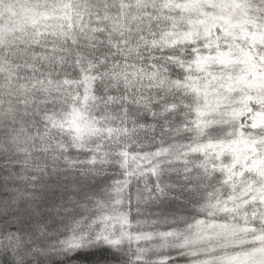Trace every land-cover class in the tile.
I'll list each match as a JSON object with an SVG mask.
<instances>
[{
    "label": "snow or ice",
    "instance_id": "6c2138e0",
    "mask_svg": "<svg viewBox=\"0 0 264 264\" xmlns=\"http://www.w3.org/2000/svg\"><path fill=\"white\" fill-rule=\"evenodd\" d=\"M0 264H264V0H0Z\"/></svg>",
    "mask_w": 264,
    "mask_h": 264
}]
</instances>
